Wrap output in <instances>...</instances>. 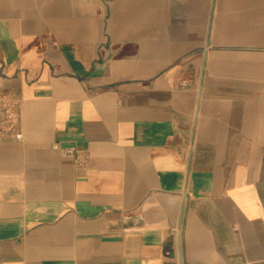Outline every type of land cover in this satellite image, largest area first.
<instances>
[{
	"label": "crops",
	"instance_id": "obj_1",
	"mask_svg": "<svg viewBox=\"0 0 264 264\" xmlns=\"http://www.w3.org/2000/svg\"><path fill=\"white\" fill-rule=\"evenodd\" d=\"M0 91V264H264V0H0Z\"/></svg>",
	"mask_w": 264,
	"mask_h": 264
},
{
	"label": "built area",
	"instance_id": "obj_2",
	"mask_svg": "<svg viewBox=\"0 0 264 264\" xmlns=\"http://www.w3.org/2000/svg\"><path fill=\"white\" fill-rule=\"evenodd\" d=\"M18 105L9 95L0 91V141L21 140ZM64 155H71L74 149L63 150Z\"/></svg>",
	"mask_w": 264,
	"mask_h": 264
}]
</instances>
